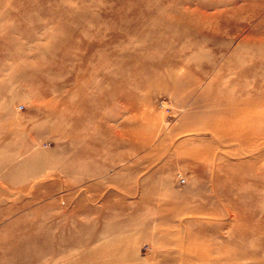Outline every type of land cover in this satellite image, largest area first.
<instances>
[{
    "label": "rangeland",
    "instance_id": "374dc122",
    "mask_svg": "<svg viewBox=\"0 0 264 264\" xmlns=\"http://www.w3.org/2000/svg\"><path fill=\"white\" fill-rule=\"evenodd\" d=\"M251 57L264 0H0V264H264Z\"/></svg>",
    "mask_w": 264,
    "mask_h": 264
},
{
    "label": "bare ground",
    "instance_id": "6f19581e",
    "mask_svg": "<svg viewBox=\"0 0 264 264\" xmlns=\"http://www.w3.org/2000/svg\"><path fill=\"white\" fill-rule=\"evenodd\" d=\"M223 49H224L223 46H220L219 48H217V51H221ZM250 59H251V61H250L251 63H249L245 67H240L242 65V62H238L237 65L235 64V66H236L235 73L237 74V80L235 81V85L237 86V85L242 84L240 82L241 81L240 78H242V77L249 78V79L246 81L247 86H248V91L247 92H241V94L238 96V97H240L241 100L238 101L237 104L235 105V108L236 107L237 108L234 111H236V113L238 114L237 109H239L240 112L246 118L256 117L257 121L250 128H247V131L249 133L253 132L254 135H258L260 137V141H264V85L259 86L256 84L257 80H259V79L264 80V72H261V73L256 72L257 67L264 66V59H262L260 57H259V59H257V58L255 59L253 57H251ZM228 64L231 65V64H233V62L228 61L227 66H228ZM224 66H225V64H224ZM39 67H41V64H39ZM208 67H211V66L209 65ZM42 68L44 69V67H42ZM221 69L223 70V67H221ZM223 111L226 113H228L230 111L229 114H231V110H228L227 108H224ZM21 189H22V187H21ZM50 216L53 218V217H55V214L50 213ZM50 220H52V219H50ZM50 222L51 223L49 224L48 227L53 228L55 226V223H53V221H50ZM29 227H30V229H32L35 226H29ZM29 227L26 225L25 230L29 229ZM26 243H28V242H25V244ZM48 243H50V242H48ZM75 243L76 242H73L72 244H75ZM76 244H78V242ZM48 245H50V250L56 251V248H54V243H50ZM93 259H95V258L93 257V255H91L90 257L83 259L82 263L92 261ZM14 260L17 262V261H20V258H15ZM14 260H13V262H14Z\"/></svg>",
    "mask_w": 264,
    "mask_h": 264
}]
</instances>
